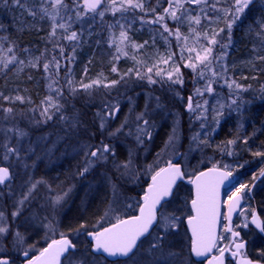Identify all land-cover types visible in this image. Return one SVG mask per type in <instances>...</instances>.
<instances>
[{
	"label": "rangeland",
	"instance_id": "obj_1",
	"mask_svg": "<svg viewBox=\"0 0 264 264\" xmlns=\"http://www.w3.org/2000/svg\"><path fill=\"white\" fill-rule=\"evenodd\" d=\"M65 3L71 8L73 0H65ZM144 3L145 11L135 9L115 14L106 11L103 18L96 13H88L77 20L75 10H72L65 14L66 20L69 15L72 16L71 28L67 32L63 29H57L55 36L50 35L51 21L46 17L49 23V35L52 45H46L44 51L41 49L17 51L13 48V41L9 39L8 31L5 28L0 31V47H3L5 54L9 56L14 54L18 60L25 62L23 65L19 63L9 65L8 68H3L0 65V71L8 74L2 84L4 94L0 93V106L14 109L11 114H6L0 110L2 145L7 139L10 147L20 149L19 157L11 156L9 161L2 159L4 155L3 147L0 154V165L3 164L1 166L9 167L11 174L8 182L3 185L0 184V211L5 213L12 231H19L24 236V243L19 248L13 247L11 235L3 241L4 249L0 251V256L10 253L13 257L11 264H24L26 262V257L23 255L24 250H29V257H31L39 253V250L47 242L59 238L60 233H64L67 237L72 238L77 245H81L84 242L85 230L72 228L71 223L64 218L72 204H77L81 211L91 204L94 208H98V215L91 222L90 227H92V230H97L100 226H105L111 222L110 219L102 220L101 217L105 215L113 200L118 201V203L112 206L121 208L122 214H135L138 210L140 196L150 179L151 172L146 171L147 166L153 165V170H155L156 167L163 166L169 159H174L178 155H180V163L187 177L193 176L204 166L210 165L223 166L231 173L236 174L238 176L237 181L229 188L230 191L225 193L224 201L231 195L232 190H235L241 184L246 185L244 190L246 202L242 212L235 219V225L242 228L241 233L249 241L248 254L264 260L262 239L253 231L254 229L248 222L251 216V203L248 197L249 185L245 183L243 178L245 169L242 168V163L232 159V148L227 146L222 148L223 163L217 162L215 157L210 155L211 151L209 149L213 136L230 114L245 110L254 106L257 102L264 101V82L260 86L252 85L254 79L257 78V72L260 71L259 61L262 59H259V57L264 56V33L257 35L260 32L258 25L264 22V6H262L261 0H256L242 14V17H244L246 12L251 9L255 10L254 15L258 23V32L251 38L252 41L248 40L241 45V38H237L233 34L234 26L230 44H228L226 34H222L225 37L224 39L217 38L220 39L221 44H228V47L224 49L226 55L223 56L222 60L217 61L213 58L214 70L220 75L212 78L213 93L210 94L204 91L211 76L210 72L205 71V77L201 79L198 76L200 68L193 72L192 69L184 67L185 62L189 59V53L183 50V39L178 41L174 35L166 32L162 23L144 22L155 19L154 14L147 11V9L156 7L157 12L162 13L163 8L168 6L166 0H160L159 4L157 0H144ZM44 6L51 7L50 3ZM185 6L196 10L192 12V15L199 11L196 5ZM80 10L83 11L82 5ZM209 15L213 14L209 13ZM242 17L236 23L241 22ZM165 22L168 24L169 29L174 31L176 27H179L182 35L189 36L188 47L195 46L199 49L201 45L207 46L203 38L200 39L198 44L194 43L186 21L177 25L176 22L166 17ZM110 25L112 27H109ZM120 25H124L123 30L126 31L129 38L120 45L128 53L127 56L117 53L119 34L122 30ZM145 26H153V37L161 44L162 49L160 51L163 52L162 54L156 55L158 52L148 54L146 41L137 40L134 36V29L142 30ZM194 27L200 32L208 29L209 35H211V29L218 30L224 27V21L220 20L211 25L207 21H203L202 26ZM72 31L77 32L79 38L75 41H68L64 37ZM96 33L99 37H104L107 47L114 51L112 64L118 66V85L104 87L105 84H110L113 80H108V77L99 69L100 66L93 68L96 62L94 57L92 58L89 54L90 50L87 43L89 38ZM134 45H143V47H134ZM240 46L243 47V50L241 49L238 53ZM9 47L13 48L11 53L7 52ZM60 47L64 50L63 55L60 54ZM106 53L107 50L101 46L97 55L104 59ZM213 54L214 57L221 55L219 45L213 46ZM169 55H172L169 63L160 64L159 66L171 71L172 68L179 65L184 80L183 85L173 84L167 81L166 77L162 79L154 74L153 79L157 80L155 84L148 83L146 76L143 79L137 78L135 71L129 75H124L129 69H138L142 74H145L146 67L157 64L162 58L167 59ZM53 56L68 66L69 69L66 70L65 74H58L54 69L55 67L51 65L48 72L44 70L43 64L51 61ZM117 56H119V59H116ZM36 57H40L37 62L38 66L32 67L28 64V61L33 60L36 62ZM120 64L122 68H120ZM221 66H223V69ZM91 71L94 72L90 73ZM35 74L38 81L41 78L44 79L46 87L45 97L39 104L34 103V99L30 97L25 88V82L34 78ZM22 75H24L23 78H20ZM69 80L72 81L71 87L68 84ZM96 80H100L101 83L87 90L81 87L82 84H93ZM233 81L242 87L237 89L233 84L232 88H229L228 84ZM50 84L52 85L51 89L49 88ZM117 88L118 100L115 95ZM197 88L204 94L196 96L195 91ZM56 89L62 90L60 96L56 95ZM72 89H75V91H72ZM188 95L193 97L194 108L197 103L202 106L194 114L184 110ZM4 96L11 98L21 96L24 100L23 102L14 99L4 100L2 98ZM49 96L53 97L54 100H58L62 105L59 112L50 110L49 115L52 116L50 120L41 115L44 107L42 101ZM71 96L74 98L87 97L86 103L98 107L100 110L99 115L102 116H105L107 112L104 107L105 104L112 105L113 109L115 106L120 109L113 117L106 120L105 132L102 131L103 142L114 147L115 156H110L106 163H98L83 177L78 174L85 167V154L82 145L96 144L95 140L82 138L79 132L75 134V131H73L77 129L71 127L72 123L76 121L75 112L69 106V103L65 101L70 99ZM157 97L159 98V104L162 105L161 108H157ZM233 100L237 101L239 107L232 104ZM205 101L208 103L205 104ZM146 104L149 115L145 118L151 122V127L148 129L151 132V138L145 135L142 137L143 143H137L136 116L146 110ZM221 105H223V108H221ZM21 106H26V108ZM201 112H203V116L197 120L196 116H199ZM218 113L220 114L218 115ZM6 115L7 119H5ZM62 116L68 117V119L63 120L61 119ZM116 116H118V120ZM125 120L128 121L127 126L116 136L110 137L108 133L119 128ZM49 121L53 122L49 123ZM202 124L204 125L203 128L201 127ZM174 127L177 130L178 139L174 147L165 150V143ZM16 129L23 130L26 135L23 137L16 135ZM129 131H132L133 135H127ZM197 133H200V135L193 141L192 137ZM129 152L133 154L132 167L135 171L121 175L124 169L121 168L118 171L113 160L116 162L125 161L128 159ZM37 181H41V183L37 184L31 198L20 207V214L13 218L11 213L16 210L17 202ZM113 184L116 185L115 195ZM254 194L258 198L262 196L260 208L264 217V178L254 189ZM57 196L62 197L58 203L55 202ZM192 197L191 185L181 183L173 197L168 201L166 211L175 213L179 217V221L178 229L169 235L167 243L171 246V250L182 251L184 264H202L195 261L191 256V238L185 226V218L192 213L190 207ZM128 204L133 205V207L125 209L124 206ZM92 206L90 207L92 208ZM50 223L52 225L51 229L47 227ZM244 224H247V227H243ZM224 227L225 222L223 219L220 236L224 238L220 240L219 247H225L230 240V236L224 231ZM26 230H33L31 232L40 231L31 235ZM77 230L84 231H80L81 234L77 235ZM145 247H147V240L145 241ZM84 256L85 252L80 247L78 252L71 253L67 257L64 264H70V261L79 260ZM86 259L88 264H110L105 258L95 255L90 256L89 253H87ZM116 264H133V261L126 259Z\"/></svg>",
	"mask_w": 264,
	"mask_h": 264
},
{
	"label": "snow or ice",
	"instance_id": "obj_2",
	"mask_svg": "<svg viewBox=\"0 0 264 264\" xmlns=\"http://www.w3.org/2000/svg\"><path fill=\"white\" fill-rule=\"evenodd\" d=\"M28 2L29 0H24L23 3L21 0H2L5 7L15 6L24 9L33 17L39 14L40 19L42 20L47 17L51 21V36L56 35L57 29H63L67 32L71 28L72 16L69 15L66 20L65 14L72 10H75V17L77 20H80L88 13H96L103 18L106 11H111L113 14L135 9L145 11L144 0H73L71 8L65 3V0H40L38 5L33 3L32 8L26 7ZM159 2L160 0H157L158 4ZM166 2L168 6L163 8L162 13L157 12L156 7L147 9V11L154 14L155 19L144 22L162 23L166 32L170 35H174L178 41L183 39V50H186L189 53V59L185 62L184 67L192 69L193 72H196L197 69L200 68L198 76L201 79L205 77V71L210 72L211 76L208 79L204 91L210 94L213 93L212 78L220 75V73L214 70L212 63L213 58L220 61L223 59V56L226 55L224 49H226L228 44L232 42V29L234 24L241 19L245 10L248 9L250 5L254 4L256 0H166ZM47 3H50V8L44 6ZM261 4L264 6V0H261ZM81 5L83 11L80 10ZM105 5H107V7H105ZM185 5H196L199 8V11H197L195 15H192V12L196 10L189 9ZM209 13H212L213 15H209ZM166 17H169L172 21L176 22L177 25L186 21L189 25V33L192 34L191 38L194 43L198 44L200 39L203 38L206 41L207 46L201 45L199 49L195 46L188 47L187 41L189 40V36L182 35L179 27H176L174 31L169 29L168 24L165 22ZM58 20L60 21L59 23L57 22ZM220 20L224 21V27H221L218 30L211 29V35H209L208 29L200 32L194 27L202 26L203 21H207L211 25ZM109 27L112 26L110 25ZM120 27L122 30L119 34L117 53L127 56L128 53L125 52L120 45L129 38L126 31L123 30L124 25H120ZM258 28L260 29V32H258L257 35L259 36L264 33V22L260 23ZM222 34H226L228 44L220 43V39L225 38ZM218 37L220 39H217ZM64 38L68 41H75L79 37L77 32L72 31ZM113 42L115 43V41ZM217 45H219L221 49V55L214 57L213 46ZM134 47H143V45H134ZM12 51V47L7 49V52L9 53ZM63 51V48L60 47L61 55H63ZM39 59L40 57H36V62L29 60L28 64L32 67H37ZM116 59H119V56H117ZM171 59L172 55H169L167 59L162 58L157 64L151 67H146L145 74H142L138 69H129L124 75H129L135 71L137 78L143 79L146 76L148 83L155 84L157 83V80L153 79L154 74L156 77L162 79L166 77L167 81H170L173 84L183 85L184 80L179 65H176L171 71L159 66L160 64H168ZM259 59L264 60V56L259 57ZM15 63L23 65L25 62L23 60H18L14 54L11 56L5 54L3 47H0V65H2L3 68H8L9 65ZM50 65L54 66L57 71L59 70V61L55 56L52 57L51 61H47L43 64V68L46 72L49 71ZM221 67L223 69V66ZM116 71L117 68L113 66L112 72ZM100 83V80H96L93 84H82L81 87L87 90ZM118 83L119 81L113 80L110 84H105L104 87L115 86ZM68 84L71 87L72 81L69 80ZM233 84H235V81L228 84V87L232 88ZM235 87L240 89L242 86L235 84ZM49 88H52L51 84L49 85ZM72 91H75V89H72ZM61 94L62 90L56 89V95L60 96ZM203 94L204 93L199 88L196 89V96H201ZM2 98L4 100L14 99L20 102H23L24 100L21 96H16L14 98L4 96ZM156 100L157 108H161L162 105L159 104V98L157 97ZM204 103L207 104L208 102L205 101ZM232 104H236L237 107H239L235 100L232 101ZM42 105H44V107L42 108L41 115L49 120L52 119V116L49 115L50 110L59 112L62 108L59 101L54 100L51 96L46 97L45 100L42 101ZM104 107L107 112L105 116H100L99 124V128L102 131L106 128V120L113 117L120 110L118 106H115L113 109V106L110 104H105ZM145 107L146 110L136 116L137 143H143L142 137L145 135L151 138V132L148 131L151 127V122L149 119L145 118L149 115L147 104ZM201 107L202 106L197 103L194 108L193 97H188L187 110L189 112L194 114L198 109H201ZM229 107H231V105H229ZM221 108H223V105H221ZM0 110L6 114H11L14 111L11 107L2 108ZM219 114L220 113H218V115ZM97 115L99 116V113ZM202 116L203 112H201L199 116H196V119L199 120ZM5 119H7V115L5 116ZM61 119L67 120L68 117L62 116ZM77 123L78 121H74L71 127L75 128ZM127 124L128 121L125 120L119 128L108 133V135L110 137L116 136L127 126ZM201 127L203 128L204 125L202 124ZM15 132L16 135L20 137L26 135V133L20 129H16ZM127 135H133L132 131H129ZM199 135L200 133L194 135L192 140L195 141ZM177 139V130L174 127L165 143V150L174 147ZM228 143L232 144L234 141H228ZM2 147L4 148V155L2 157L4 161H9L11 156L19 157L20 149L18 147H10L7 139ZM82 150H84L85 154V167L78 173L81 177L87 174L89 170L95 167L98 163H106L110 156H115L114 147L104 143L103 140L100 141L99 146L91 144L82 145ZM255 155L264 154L255 153ZM113 163L118 171L121 168L124 169V172L121 173V175L135 171L132 167L133 154L131 152H129L127 160L122 162H116L113 160ZM225 167H227V165H225ZM146 171L151 172L150 183L147 184V187L143 191L138 202V214H122L121 208L112 206L118 203V201L113 200L112 205L109 206L105 215L101 217L102 220L110 219L111 222L108 223V226H100L98 230L86 233L93 241L91 252L95 254L102 251L109 256L126 257L131 259L133 264H184L182 251L176 252L171 250V246L167 243L169 235L173 234V232L178 229L179 217H177L175 213L167 212L166 205L168 204L169 198L172 196L174 185H176L178 180L183 179L186 174L182 170L181 165L173 163L171 159H169L164 166L156 167L155 170H153V165H148ZM231 175V172L223 171L214 165L207 171H201L194 174V178L190 177V183L195 186V198L191 200V211L194 214L187 217V223L191 229L190 251L196 256H204L206 253H212L213 250L216 249L220 254L218 256H212V258L208 260V264H223L224 253L230 250L227 247L218 248V241L222 240L224 237L218 236L217 226L221 222V216L223 215L220 210L221 201L219 198V189L224 181ZM260 176L264 177V169H261ZM10 178L11 174L9 167L0 166V184H5ZM39 183H41V181L32 184L28 189V192L17 202L18 206L16 210L11 213L13 218H16L20 214V207L31 198L33 190ZM245 188L246 185L241 184L235 189V192L229 195L227 200L224 201V203L227 204V214L223 215V218L229 222L228 225L224 227V231L231 234V244L235 248V251L231 252L233 256H236L240 250L244 248L242 242H236L240 233L233 231L231 220L232 213L239 205L241 194L244 192ZM113 190L115 195L116 185L114 184ZM65 195H67V193H65ZM61 199L62 197L57 196L55 202L58 203ZM131 207H133L131 204L124 206L125 209ZM252 223H254L257 228H260L261 231H264L262 222L258 220L255 213H253L252 216ZM47 227L51 229V223L47 225ZM243 227H247V224H244ZM80 229L86 231L85 225L81 224ZM76 234L80 235V230H77ZM9 235L12 237L11 243L14 248H19L23 245L24 236L19 231H12L5 213L0 211V251H3V241L7 239ZM146 240L147 247H145ZM76 251L77 245L74 244L67 235L60 233L59 239H52L46 247L39 250L38 255L28 258L27 264H62V257L67 258L70 253H75ZM87 253L88 250L85 249V256L81 257L79 260L74 259L70 261V264H88L86 259ZM23 255L29 257V250H24ZM0 264H11V262L10 260L3 258V256H0ZM240 264H252V261L243 259Z\"/></svg>",
	"mask_w": 264,
	"mask_h": 264
},
{
	"label": "trees",
	"instance_id": "obj_3",
	"mask_svg": "<svg viewBox=\"0 0 264 264\" xmlns=\"http://www.w3.org/2000/svg\"><path fill=\"white\" fill-rule=\"evenodd\" d=\"M21 2L23 3L24 0H21ZM39 2L40 1L38 0H29L26 7L32 8L33 3L38 5ZM254 11L255 10L251 9L246 12L241 22L234 25L233 34L235 37L241 38V45L248 40L252 41L251 38H253L258 32V23L256 22ZM3 28L8 31L9 39L13 41V48L17 51L35 49H41L44 51L46 45H52L49 35V23L46 17L42 20L40 19L39 14L33 17L24 9L15 6L5 7L2 0H0V31ZM153 33V26H145L142 30H133V34L137 40H145L147 42L146 51H148V54L151 55L155 52H158L156 55L162 54L163 52L160 51L162 49L161 44L155 37H153ZM87 46L90 50L89 54L92 58L94 57V61L96 62L93 68L95 69L97 66H100L99 69L104 75H106V77H108V80L118 81V66H115L117 71L112 72V54L114 51L107 47L105 38L102 36L99 37L96 33L89 38ZM101 46L107 50L106 58L104 59L97 55ZM241 49L243 50L242 46H240V49L237 52L239 53ZM259 65L260 71H258L257 74L255 73L257 78L254 79L253 86H260L264 82V60H260ZM119 66L122 68L121 64ZM68 69V66L59 61V70H55L58 74L63 75ZM93 72L94 71H91L90 73ZM251 72L253 73V71ZM37 74L39 73L37 72ZM24 75L20 78H23ZM7 76L8 74L0 71V93L2 92L3 94L4 89L2 84ZM25 88L30 97L34 99L35 104H39V102L45 97V81L43 78L38 81L36 74L34 78L25 82ZM115 95L118 98V88ZM82 97L83 96L74 98L71 96L70 99L65 100L75 112V119L78 121L75 127L77 129L73 131H75V134L79 132V135H82V138L95 140V144L100 145V141L103 140V132L99 128L100 116L102 115L98 116L97 114L100 111L99 108L91 105V103H86L87 97ZM21 107L26 108V106ZM0 109H2L1 106ZM52 122L53 121H49V123ZM228 141H234V143L229 144ZM209 146L211 151L210 155H213L219 163H223L222 148L225 146L232 148V159L243 163L242 168L245 169L244 175L249 181H252L264 166V155H255V153L264 154V101L257 102L254 106L245 110L230 114L213 136ZM1 150L2 134L0 135V154ZM261 197L262 196H259V199H261ZM90 206H92V204L88 205L85 210L81 211L77 204H72L64 218L67 219V222L71 223L72 228H80L81 224H83L87 230H92V227H90L91 222L93 221V218L98 215V208H94V206L91 208ZM31 231L33 230H26V232L31 235H34L40 230H36V232ZM79 246L84 252L85 249H87L90 256H94L89 249L88 241L86 239L81 245H78L76 252L79 251ZM109 263L116 264V262L112 263L110 261Z\"/></svg>",
	"mask_w": 264,
	"mask_h": 264
},
{
	"label": "water",
	"instance_id": "obj_4",
	"mask_svg": "<svg viewBox=\"0 0 264 264\" xmlns=\"http://www.w3.org/2000/svg\"><path fill=\"white\" fill-rule=\"evenodd\" d=\"M186 110H187V106H186ZM187 111H188V110H187ZM178 159H179V156H178L175 160H178ZM178 164H179V163H178ZM3 167H6V166H3ZM212 167H213V166H212ZM212 167H208V168H206V169H204V170H202V171H207L208 169H210V168H212ZM181 168H182V167H181ZM218 168H220V169L223 170V171H227V172H229L228 170H226V169H224V168H222V167H218ZM200 172H201V171H200ZM198 173H199V172H198ZM193 178H194V177H193ZM259 178H261V176L258 177V179H259ZM235 179H236V178H235L234 176L231 175V176H229L228 179L225 180L224 183L220 186V189H219V191H220V197H219V198H220V201H221V209H220V210H221V213H222V210H223L222 202H223V191H224V188L230 186V185L235 181ZM183 180H186L185 176H184L183 179L178 180L177 183H176V185H177L180 181H183ZM191 184H192V183H191ZM176 185H174L173 191H174ZM192 187H193V199H194V198H195V186L192 184ZM172 194H173V193H172ZM141 196H142V195H141ZM242 202H243V195L241 194V200H240V203H239V205L236 207L235 211L232 213V220H231V227H232V229H233V220H234L236 214L239 212L240 207H241V205H242ZM254 213L256 214L258 220L262 222V227H264L263 219H262V217L259 215L258 210L256 209V210L254 211ZM137 214H138V213H137ZM193 214H194V213H193ZM226 214H227V211H226ZM252 216H253V215H252ZM252 216L250 217V223H251V225H252L253 227H255L258 231L263 232V231H261L260 228H257L256 225H255L254 223H252ZM186 221H187V219H186ZM228 223H229V222L226 220V225H228ZM187 226H188L189 233H190V235H191V229H190L188 223H187ZM219 227H220V223H219L218 226H217V234H218V236H219ZM86 235H87V234H86ZM87 237L92 241L91 237H89V236H87ZM69 239H70V238H69ZM70 240H71V239H70ZM92 243H93V241H92ZM242 243L244 244V248H245V244H246V242H242ZM46 246H47V245H46ZM46 246H45V247H46ZM91 248H92V247H91ZM213 252H214V250H213ZM213 252H212V253H206L204 256H196L194 253H192V255H193L194 258H197V259H200V260H205V264H208V260L211 259L212 256H218V255H215ZM96 254H102V255H104L106 258H108V259H110V260H115V259H118V258H126V257H121V256H109L108 254L103 253L102 251H101V252H97ZM224 254H225V253H224ZM3 258L8 259V260L11 261V258H10V257H3ZM63 258H64V257H62V259H63ZM243 259H248V260L252 261L249 257H245V256H242L241 254H239V255H238V258H237V260H236V264H240L241 260H243ZM223 264H225V258L223 259ZM252 264H264V263H261V262H258V261H252Z\"/></svg>",
	"mask_w": 264,
	"mask_h": 264
},
{
	"label": "flooded vegetation",
	"instance_id": "obj_5",
	"mask_svg": "<svg viewBox=\"0 0 264 264\" xmlns=\"http://www.w3.org/2000/svg\"><path fill=\"white\" fill-rule=\"evenodd\" d=\"M236 176V175H235ZM244 180H245V183L247 184V185H249V190H248V196H249V200H250V203H251V208H250V213L252 214V212L257 208L258 210H259V212L261 213V204H260V200L258 201V199H257V197H256V195L253 193L254 192V188H255V185L257 184V182H255V179L251 182V181H249L248 180V178L244 175ZM253 184V186L251 187V185ZM228 191H230L229 190V188L228 189H226L225 190V193L226 192H228ZM233 192H235V190H232L231 191V194L233 193ZM243 194V196L245 197V194H244V192L242 193ZM225 195V194H224ZM245 202H246V197H245ZM244 206V205H243ZM226 208H227V204H225V206H224V209H223V213H224V215H225V212H226ZM242 209H243V207H242ZM242 209H241V212H242ZM263 216V215H262ZM186 226V225H185ZM234 230H242V228H240V227H237V225H235V223H234ZM259 236L261 237V245H263L264 244V235L263 234H259ZM242 239H245L246 241H247V246H246V252H245V255H248V246H249V241L246 239V238H244L243 237V234H242ZM231 241H232V238H230V240H229V243L228 244H230V245H228L227 246V248H229L230 250L228 251L229 252V254H227V255H230L231 254V252H234L235 250H234V246L231 244ZM262 242H263V244H262ZM227 252V253H228ZM226 255V256H227ZM236 257H237V255L236 256H233L232 254H231V256H230V258H229V260L230 261H228V264H235V262L233 261L234 260V258H235V261H236Z\"/></svg>",
	"mask_w": 264,
	"mask_h": 264
},
{
	"label": "bare ground",
	"instance_id": "obj_6",
	"mask_svg": "<svg viewBox=\"0 0 264 264\" xmlns=\"http://www.w3.org/2000/svg\"><path fill=\"white\" fill-rule=\"evenodd\" d=\"M6 167H7V166H6ZM257 210H258V209H257ZM258 212H259V210H258ZM259 214L263 215L262 211H261V213L259 212Z\"/></svg>",
	"mask_w": 264,
	"mask_h": 264
}]
</instances>
